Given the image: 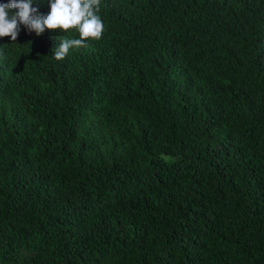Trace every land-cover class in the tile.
I'll return each mask as SVG.
<instances>
[{
  "label": "trees",
  "instance_id": "trees-1",
  "mask_svg": "<svg viewBox=\"0 0 264 264\" xmlns=\"http://www.w3.org/2000/svg\"><path fill=\"white\" fill-rule=\"evenodd\" d=\"M96 15L0 37V264H264V0Z\"/></svg>",
  "mask_w": 264,
  "mask_h": 264
},
{
  "label": "clouds",
  "instance_id": "clouds-1",
  "mask_svg": "<svg viewBox=\"0 0 264 264\" xmlns=\"http://www.w3.org/2000/svg\"><path fill=\"white\" fill-rule=\"evenodd\" d=\"M34 0H9L0 4V37L9 36L16 41L19 25L26 26L37 35L45 29L67 32L75 28L79 31L78 39H65L54 50V58L63 60L74 47L84 46L89 40L100 39L104 25L96 11L100 0H50V12L47 15L39 13L33 7ZM11 9H18L10 15Z\"/></svg>",
  "mask_w": 264,
  "mask_h": 264
}]
</instances>
